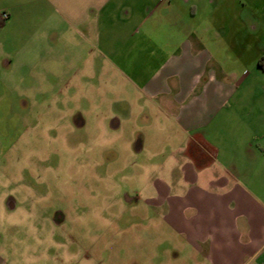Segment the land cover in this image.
Masks as SVG:
<instances>
[{
    "label": "crops",
    "instance_id": "1",
    "mask_svg": "<svg viewBox=\"0 0 264 264\" xmlns=\"http://www.w3.org/2000/svg\"><path fill=\"white\" fill-rule=\"evenodd\" d=\"M35 13L54 15V62L71 78L68 93L98 77L123 103L147 108L131 140L145 156L132 196L178 239L179 258L264 264V0H0L2 42L19 46ZM13 60L0 50L2 87ZM75 264L107 263L88 252Z\"/></svg>",
    "mask_w": 264,
    "mask_h": 264
},
{
    "label": "rangeland",
    "instance_id": "2",
    "mask_svg": "<svg viewBox=\"0 0 264 264\" xmlns=\"http://www.w3.org/2000/svg\"><path fill=\"white\" fill-rule=\"evenodd\" d=\"M33 15V31L13 40L19 46L0 38V50L14 57L6 87L0 84V259L75 264L89 252L107 264L121 258L124 264H185L174 250L178 239L147 220L152 211L145 197L132 196L145 156L133 151L131 140L138 128L145 130L147 108L123 103L116 84L98 77L87 84L81 78L85 92L68 93L71 78L54 62V15ZM258 32L264 40V28ZM263 78L257 86L264 87ZM116 117L124 120L121 129L111 125ZM125 194L136 202L125 203Z\"/></svg>",
    "mask_w": 264,
    "mask_h": 264
},
{
    "label": "trees",
    "instance_id": "3",
    "mask_svg": "<svg viewBox=\"0 0 264 264\" xmlns=\"http://www.w3.org/2000/svg\"><path fill=\"white\" fill-rule=\"evenodd\" d=\"M259 67L264 71V57L259 62Z\"/></svg>",
    "mask_w": 264,
    "mask_h": 264
},
{
    "label": "built area",
    "instance_id": "4",
    "mask_svg": "<svg viewBox=\"0 0 264 264\" xmlns=\"http://www.w3.org/2000/svg\"><path fill=\"white\" fill-rule=\"evenodd\" d=\"M2 18H3V20H7L8 19V15L7 14H3Z\"/></svg>",
    "mask_w": 264,
    "mask_h": 264
}]
</instances>
